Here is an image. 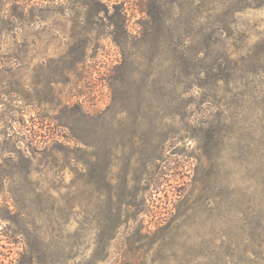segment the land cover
I'll return each instance as SVG.
<instances>
[{
    "label": "rangeland",
    "instance_id": "374dc122",
    "mask_svg": "<svg viewBox=\"0 0 264 264\" xmlns=\"http://www.w3.org/2000/svg\"><path fill=\"white\" fill-rule=\"evenodd\" d=\"M0 264H264V0H0Z\"/></svg>",
    "mask_w": 264,
    "mask_h": 264
}]
</instances>
